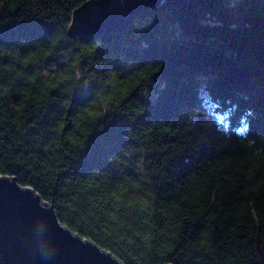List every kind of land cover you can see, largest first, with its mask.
Segmentation results:
<instances>
[{"label":"trees","instance_id":"1","mask_svg":"<svg viewBox=\"0 0 264 264\" xmlns=\"http://www.w3.org/2000/svg\"><path fill=\"white\" fill-rule=\"evenodd\" d=\"M86 1L0 0V177L123 264H264V0Z\"/></svg>","mask_w":264,"mask_h":264},{"label":"water","instance_id":"2","mask_svg":"<svg viewBox=\"0 0 264 264\" xmlns=\"http://www.w3.org/2000/svg\"><path fill=\"white\" fill-rule=\"evenodd\" d=\"M162 0H87L71 15L67 36L122 32L136 11ZM0 264H123L109 251L59 222L53 207L14 177H0Z\"/></svg>","mask_w":264,"mask_h":264},{"label":"bare ground","instance_id":"3","mask_svg":"<svg viewBox=\"0 0 264 264\" xmlns=\"http://www.w3.org/2000/svg\"><path fill=\"white\" fill-rule=\"evenodd\" d=\"M200 10V9H199ZM181 34V33H180Z\"/></svg>","mask_w":264,"mask_h":264}]
</instances>
